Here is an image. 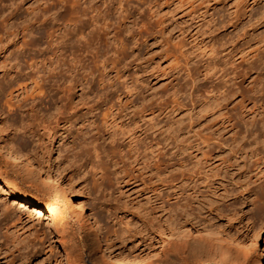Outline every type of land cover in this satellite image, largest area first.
<instances>
[{"label": "rangeland", "instance_id": "obj_1", "mask_svg": "<svg viewBox=\"0 0 264 264\" xmlns=\"http://www.w3.org/2000/svg\"><path fill=\"white\" fill-rule=\"evenodd\" d=\"M44 1L28 0L21 11L41 8ZM87 1L108 13L109 33L85 42L76 55L85 72L93 71L94 90L112 91L113 85L117 92L105 96L108 101L98 105L93 117L87 113L80 118H32L31 103L20 110L9 108L8 97L0 92V142L14 145L59 174L62 184L69 181L86 199V214L92 212L99 220L104 238L133 256L130 263L165 264L167 257L173 264L185 257L187 264H220L207 261L205 245H198L201 230L195 233L181 223L187 218L193 224L197 220L214 222V227L220 224L219 235L231 241L226 247L215 243L217 256L227 259L221 264H245L242 251L250 248L245 234L264 222V186L250 171L251 154L264 151V17L260 14L264 0H80L81 6ZM71 23L64 19L54 26L53 38ZM57 40H51L53 51L38 55V66L53 57ZM210 46L211 58L206 51ZM4 56L0 53V84L15 74L7 72ZM209 61L214 62L213 69H208ZM215 84H223V92L210 101L211 108L203 109L207 90ZM31 95L35 94L27 93L24 99ZM48 100L43 95L37 108L42 111ZM111 110L120 119H145L135 122L142 139L136 142L139 153L129 150L126 136L116 127L104 124ZM111 131L117 134L114 138ZM93 147L98 149L97 157ZM19 167L12 166L14 171L9 172L17 181L25 176ZM69 172L77 176L71 184ZM180 173L186 181L178 184ZM20 185L30 193L28 184ZM249 195L261 198L251 201ZM51 196L50 201L65 210L63 235L46 225L40 214L33 216L37 220L23 219L22 225L14 217V222L1 220L4 226L15 224L23 229L22 235L25 231L29 235L24 260L13 264H61V247L70 257L80 258L81 264L102 262L70 217V201ZM0 199V210L4 204L15 206L7 196ZM253 241L258 250L264 248V227ZM193 247L201 251L197 257Z\"/></svg>", "mask_w": 264, "mask_h": 264}, {"label": "bare ground", "instance_id": "obj_2", "mask_svg": "<svg viewBox=\"0 0 264 264\" xmlns=\"http://www.w3.org/2000/svg\"><path fill=\"white\" fill-rule=\"evenodd\" d=\"M26 1L28 0H0V53L5 55L3 60L6 61L5 66H7L8 71L5 69V67L4 69L9 73L12 71L15 73L12 78L6 79L4 84H0V92L8 97L7 101L5 102L6 106L9 108L14 107V109L16 108L17 110H20L23 106H26V104L31 103L29 110L32 113L29 115L32 118H80L81 115L85 116L87 113H90V117H93L95 115L93 111L98 108V105L108 101V99H105V96L112 91L117 92V89L112 87L113 85H110L109 87L112 88V91L108 90V92L98 93V91L94 90L92 87L93 85L90 84L92 79H94L91 78L94 76V73L93 71L85 72V69L81 64V59L77 57V55L79 56L80 53L77 54L76 52L82 49V46L85 44V42L101 40L109 33V25L105 22L108 13H102V10L100 8H96V5L94 6L91 1H87L86 5L83 4L84 6H81L82 3L80 0H45V5L41 8H24L26 10L22 12L21 8L24 6L23 4ZM253 2H257V0H252V3ZM107 8L109 7L107 6ZM260 14L264 17V10L261 11ZM64 19L71 21L72 27H65L63 32L59 34V36H56L57 38H53L55 37L56 34L54 33L57 30L54 28V26L63 23ZM19 37L21 38V41L18 40ZM58 38L59 40L56 41V44L53 47L55 50L51 53L53 57L49 58V60L46 62L42 61L43 63L41 62L42 64L38 66V61L36 60L38 55H41L42 53L46 54L48 51H53L51 50L52 48H50L51 40L53 41V39L55 40ZM10 47L12 50L7 52ZM206 51L209 54V58H211L214 48L210 46V48L206 49ZM253 52L254 50L251 51L250 54L252 55ZM81 56L82 55H80V57ZM214 67V62L209 61L208 69H213ZM29 68H34V72H27L26 70ZM39 73L41 74L38 75ZM87 76H90V78H87ZM77 88H79V92L75 90ZM104 89L106 90L107 87H104L102 90L104 91ZM234 90H236V87ZM222 92L223 84H215L210 89H208V96L206 95L207 98L203 99L204 106L201 105L203 106L202 108L205 109L207 106H209L208 108H211L210 101L216 100L217 98L215 97L220 95ZM27 93H34L35 95H31L29 99H24L25 94ZM216 94L218 95L216 96ZM43 95H47L49 100L47 107L41 111V109L37 108L36 105L40 104ZM112 105L113 104H110L108 108L111 109ZM35 107L37 109H35ZM112 110L111 112L107 111V113L110 112V116H107L109 118L104 120V124H107V126L109 125V128L116 127L117 131L126 136L125 140L129 150L132 151L134 155L135 153H139L136 142H141L142 139L136 134L135 122L137 119L142 121L141 119L144 118L120 119L119 115L117 118V116L112 114ZM112 131L110 137L114 138L117 134L115 135ZM142 145L143 144H141L140 147H143ZM13 146L14 145H8L6 143L2 144L0 142V197L7 196L8 198H11L12 203L15 205L10 209L8 208V205L4 204L0 210V216H2L0 218V263L13 264L18 262L17 260L25 257V250L28 246H30L29 240H27V236L29 237V235L26 233V231L24 236L20 232V230H23L22 228L18 230L15 224L9 227L4 226V223H1L2 219L14 217L20 222L19 225H22L21 222L23 219L31 220L34 215L37 214L38 216V214H40L44 217L46 225L54 228V231H59L60 233V231L63 230V216L61 215V212L63 213L65 210H59V207L56 206L57 201L52 203L48 197L49 194L52 196H65L67 200L70 201L68 207L70 208L68 212L70 217L75 220L79 230L84 232V236L86 237L85 240L87 239L85 243L87 244L88 242L89 246H91V250L95 248V250L99 253L97 256H100V258L103 259L102 262L96 260L97 262L95 264H108V262L109 264H136L135 262H138L134 257L136 261L130 263L131 260L129 258L132 255L129 257V253L126 250V252H123L120 249L115 248L107 241V239L104 238L105 236H103L98 223L99 220L95 218L92 212L86 214V208H84V205L87 202H85L86 199H84V197L79 194L78 190H75L74 187L69 185V181L67 182L68 185L62 184L58 178L59 174H55L56 172L52 174L53 171L51 172L46 166L44 167V164L41 165L40 162L39 164L33 161L34 159L32 157H30V159L24 154V152L22 153L18 147V149H16ZM92 151L94 152V157H97L96 152L98 149L93 147ZM201 153L200 155L202 157ZM203 156H206V154H203ZM137 157V155L134 156L132 160L136 161ZM251 157L252 164L250 171H253L254 175L257 177V179L262 181V185L264 186V151H254L251 154ZM15 165L17 167L21 166L19 168L21 169V172L25 174V176L23 174L24 178L18 177V179H20L18 181L16 180V177H11L9 175V172L12 173L14 170H16L15 167H13L14 170L13 168H10ZM62 169L64 171V168ZM74 177L75 175L72 172H69L68 178L70 180V184L73 182L71 180H74ZM179 177L180 178L177 181L178 184L186 179L182 173L179 174ZM24 182L28 184L30 193H26L22 189L20 183L23 184ZM175 185H177V183ZM249 198L251 201L256 200V202H258L261 197L258 195H249ZM61 207L63 208V206ZM185 214L188 215V212ZM193 220L195 221V219ZM190 222H188L187 218L186 220H181V223L184 225H190L194 229L195 233L198 232L197 229L201 230L199 231L202 233L203 238L199 240L198 245L201 247L202 245H205L204 247L207 250L206 252L204 251V253L206 255L207 261L220 264L225 263L227 261L226 258L217 256V251L219 250H217L218 248L215 243L227 246V244H231V241L229 243L227 240H225V238H221L219 235L221 233V230L219 229L221 225L215 224L214 227V225H212L214 222L208 223L205 222V220L201 222H198L197 220L194 222L195 224ZM32 223L33 222L31 221V224ZM180 226L183 225L181 224ZM263 227L264 222L262 225L250 227L252 232L249 235L248 233L245 234L247 236L245 240L249 242L246 243L248 246H250V248L247 247L248 249L245 250L240 248L243 250L241 259L245 264H264V248L258 250L255 241H253V239L257 237ZM181 228L184 229V227H179V229ZM173 231L172 234H175L178 238L179 234ZM227 233L228 232L223 228L222 234H225L227 237ZM44 234H47V232H44ZM60 235L63 234L60 233ZM61 239L59 238V240ZM208 240L211 242L207 243ZM57 244L59 243L57 242ZM62 245H64V242ZM60 251V262L63 261L61 264H81V259L70 257L68 253L65 252V248L61 247ZM192 251L195 253V257H197L200 250L193 247ZM223 251L225 250L223 249ZM21 260H24V258ZM91 261L93 260L91 259ZM176 261H179V259ZM164 263L172 264L167 257L164 258ZM187 263V258L182 257L180 258L179 262L173 264Z\"/></svg>", "mask_w": 264, "mask_h": 264}]
</instances>
